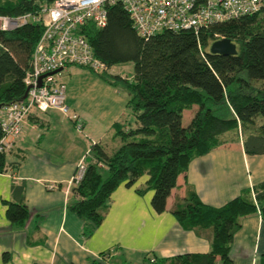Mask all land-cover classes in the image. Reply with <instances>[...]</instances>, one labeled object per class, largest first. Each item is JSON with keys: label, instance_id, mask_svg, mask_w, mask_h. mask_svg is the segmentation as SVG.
<instances>
[{"label": "trees", "instance_id": "16d2710c", "mask_svg": "<svg viewBox=\"0 0 264 264\" xmlns=\"http://www.w3.org/2000/svg\"><path fill=\"white\" fill-rule=\"evenodd\" d=\"M54 1L0 0V16L38 13ZM42 31V23L10 32L0 30V111L23 99L24 79ZM82 33L94 56L107 67L97 75L127 92L126 107L133 119L127 128L120 123L113 126L114 136L120 140L115 151L108 153L99 144L92 145L84 175L72 185L78 201L69 210L83 222L85 238L102 223L110 196L121 184L130 187L147 175L145 187L137 192L153 191L151 207L160 214L167 211V198L178 176L186 174L195 158L239 142L246 155H264V7L252 15L212 24L197 35L165 30L145 38L116 4L107 8L103 28L89 24ZM219 39L230 40L236 54H211L210 45ZM128 63L133 65L130 78L111 72ZM193 104L198 109L184 127L182 112ZM7 167L5 155L0 154V173H6ZM21 187L13 186V192ZM4 204L7 220L24 226L29 210L23 191L18 201ZM169 213L183 230L206 239L210 250L161 262L233 264L229 253L241 219L258 214L264 222V182L218 208L203 204L187 185ZM108 253L100 257L106 259ZM145 264H155V260L149 258Z\"/></svg>", "mask_w": 264, "mask_h": 264}, {"label": "crops", "instance_id": "0c3cea01", "mask_svg": "<svg viewBox=\"0 0 264 264\" xmlns=\"http://www.w3.org/2000/svg\"><path fill=\"white\" fill-rule=\"evenodd\" d=\"M63 71L65 105L69 115H77L81 129L57 110L33 112L22 134L11 140L5 154L8 171L0 173V264H145L149 258L168 264L160 260L208 252L209 242L183 230L169 209L187 185L203 204L217 208L243 191L252 192L264 182V155H246L239 142L195 158L186 174L178 176L167 211L160 214L151 207L153 191L137 192L145 187L147 175L130 187L121 184L110 196L102 223L85 238L83 222L69 210L78 201L71 180L78 164L87 165L92 145L108 153L120 146L113 126L127 128L131 115L125 90L86 68ZM13 186L22 187L13 192ZM22 191L29 217L17 227L7 220L4 201H18ZM104 252H109L106 259L100 257ZM229 255L233 264L261 263L264 222L258 214L241 219Z\"/></svg>", "mask_w": 264, "mask_h": 264}, {"label": "built area", "instance_id": "2783aa9c", "mask_svg": "<svg viewBox=\"0 0 264 264\" xmlns=\"http://www.w3.org/2000/svg\"><path fill=\"white\" fill-rule=\"evenodd\" d=\"M116 4L128 14L137 33L146 38L165 30L193 31L197 35L212 24L259 12L264 0H55L38 13L0 16L1 31L10 32L29 23L43 24L32 54L31 70L24 79L25 88H29L27 95L0 111V154H7L11 140L22 134L28 116L34 111L57 110L81 129L77 115H69L65 84L57 74L68 66L86 68L96 74L106 71V65L94 56L82 32L89 24L103 28L107 8ZM85 167L78 164L72 185L82 179Z\"/></svg>", "mask_w": 264, "mask_h": 264}, {"label": "rangeland", "instance_id": "374dc122", "mask_svg": "<svg viewBox=\"0 0 264 264\" xmlns=\"http://www.w3.org/2000/svg\"><path fill=\"white\" fill-rule=\"evenodd\" d=\"M111 72L112 73H115V74H120L123 77H125V76H132V74H133V65H132V63H128V64H125L123 66H120L119 65V66L114 67L111 70ZM64 73H65V71L58 73L57 74L58 75L57 77L58 78H64L65 79V77H63L64 76ZM197 109H198V106L195 105V104H193L191 107L186 108V109L183 110V112H182V119H181L182 126L185 127V126L188 125V123L190 122L191 118L193 117V115H194V113H195V111ZM132 121H133V119L131 117L130 118V122H132Z\"/></svg>", "mask_w": 264, "mask_h": 264}, {"label": "water", "instance_id": "95a60500", "mask_svg": "<svg viewBox=\"0 0 264 264\" xmlns=\"http://www.w3.org/2000/svg\"><path fill=\"white\" fill-rule=\"evenodd\" d=\"M209 52L211 54H218V55H223V56H232V55L236 54V47L228 39H219V40L214 41L210 45ZM60 71L61 70H58L57 72H60ZM28 89L29 88H26L23 99L26 97Z\"/></svg>", "mask_w": 264, "mask_h": 264}]
</instances>
